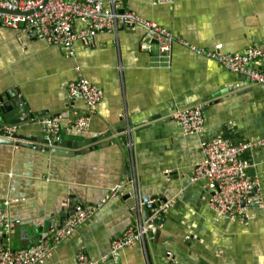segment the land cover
Listing matches in <instances>:
<instances>
[{
  "label": "crops",
  "instance_id": "0c3cea01",
  "mask_svg": "<svg viewBox=\"0 0 264 264\" xmlns=\"http://www.w3.org/2000/svg\"><path fill=\"white\" fill-rule=\"evenodd\" d=\"M113 2L106 6L134 12L197 49L264 50V0ZM83 26L74 21L75 29ZM142 42L143 30L121 29L89 44L76 41L69 53L0 25V130L22 137L0 135V201L8 202L12 224L0 232L1 243L15 250L52 246V232L69 216L96 209L46 264H77L79 251L96 264H168L167 254L178 264H264V145L242 155L263 194L262 208L252 209L247 222L213 212L204 185L191 182L204 141L261 144L264 89L177 43L168 60L156 46L141 49ZM253 67L264 73V64ZM77 77L103 91L91 114L67 93ZM194 105L204 106V130L185 136L175 115ZM86 114V133L68 126ZM52 116L63 118L60 146L45 143L41 131V120ZM113 188L119 194L97 209ZM159 200L170 202L162 223L153 222L143 242L117 261L108 259L111 243L144 223L145 202Z\"/></svg>",
  "mask_w": 264,
  "mask_h": 264
},
{
  "label": "built area",
  "instance_id": "2783aa9c",
  "mask_svg": "<svg viewBox=\"0 0 264 264\" xmlns=\"http://www.w3.org/2000/svg\"><path fill=\"white\" fill-rule=\"evenodd\" d=\"M107 3L114 4L113 0ZM106 4L105 0H0V11L7 12L0 13V25L15 30L28 39L44 41L50 46L63 47L69 53L76 41L89 44L97 34H117L121 29H141L143 30L141 49L143 50H150L152 46H156L159 53L169 60L172 47L177 43L264 89V73L253 67L254 64H264L263 49L251 48L240 54H222L217 50L197 49L153 21L131 11L119 13ZM75 20L84 26L81 29H75ZM67 93L72 99L84 100L88 114H91L90 111L94 110L104 97L102 90L82 77H77L69 83ZM203 108L202 105H194L176 113V121L183 135L202 133L204 130ZM88 114L68 120V126L80 134L86 133L90 122ZM40 125L46 141L53 143L59 140L63 125L61 116L44 118ZM13 132V129L0 130V135L7 134V138H11L10 135H13ZM261 145H264V140L258 146L248 143L235 145L221 138L202 143V160L194 166L191 182L204 185L208 207L226 220L238 218L247 222L252 218L250 216L252 209L262 208L261 185L257 180L248 178L247 165L242 159L246 151L259 148ZM132 146L130 142L129 148L132 149ZM130 177H128L130 183L135 184V180ZM110 192L98 203L97 209L110 198L117 196L120 190L113 188ZM169 207L170 202L161 203L150 219V223L167 214ZM95 211L96 209L89 211L81 209L69 216L62 226L52 232V246L39 242L15 250L10 245L0 243V264H46L55 248L72 237ZM8 214V202L0 201V232H10L12 229ZM148 230L147 224H131L121 237L111 243L108 259L117 261L124 249L143 242L148 235ZM76 261L77 264H96L82 251L76 254ZM167 262L178 264L171 254H167Z\"/></svg>",
  "mask_w": 264,
  "mask_h": 264
},
{
  "label": "water",
  "instance_id": "95a60500",
  "mask_svg": "<svg viewBox=\"0 0 264 264\" xmlns=\"http://www.w3.org/2000/svg\"><path fill=\"white\" fill-rule=\"evenodd\" d=\"M2 12H3V11H0V13H2ZM3 13H7V12H3ZM15 14H18V13H15ZM5 112H6V108L4 107V108H3V113H5ZM22 122H23V120H19L16 124H18V123H22ZM24 122H28V121H24ZM121 132H122V131H121ZM116 134H117V132H113L112 129L109 130V136H110V137L112 136L113 141H116V140H115V135H116ZM18 137H20V135L17 136V133H15V134H13V136L11 137V139L15 140V139L18 138ZM20 138H22V137H20ZM120 140H121V143H122V144H125L126 139L124 138V136H123V137L120 136ZM59 141H60V140H59ZM2 143H4V142H2ZM6 143H7V142H6ZM8 143H12V142H8ZM45 143H47L46 140H45ZM51 145H52V146H60L58 141L52 143ZM127 174H128V173H127ZM161 202H164V200H159L158 202H156V204H152V205H147V202H145V203H146L145 208L148 209L149 211H148L147 214L145 215L144 220H147L149 217H151V216L153 215V210L156 209V208L159 206V204H160ZM164 203H165V202H164ZM163 220H164V218H161V219L158 220L157 223H160V224H161ZM1 242H3V241L0 240V243H1Z\"/></svg>",
  "mask_w": 264,
  "mask_h": 264
},
{
  "label": "rangeland",
  "instance_id": "374dc122",
  "mask_svg": "<svg viewBox=\"0 0 264 264\" xmlns=\"http://www.w3.org/2000/svg\"><path fill=\"white\" fill-rule=\"evenodd\" d=\"M208 60H210V59H208ZM213 62H214V61H213ZM156 209H157V208H156ZM156 209L153 210V215H154ZM153 215L151 216V218L153 217ZM151 218L149 217V218H148L147 220H145L144 223H143V224H147V225H149L148 234L150 233L151 224H152L153 222H155L156 220H158V219H155V220H153V221L150 223V219H151Z\"/></svg>",
  "mask_w": 264,
  "mask_h": 264
}]
</instances>
